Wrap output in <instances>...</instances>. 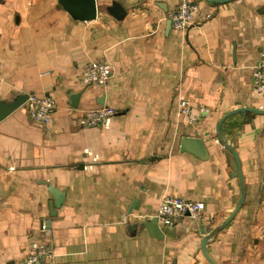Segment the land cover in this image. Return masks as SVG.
Instances as JSON below:
<instances>
[{
	"label": "crops",
	"instance_id": "0c3cea01",
	"mask_svg": "<svg viewBox=\"0 0 264 264\" xmlns=\"http://www.w3.org/2000/svg\"><path fill=\"white\" fill-rule=\"evenodd\" d=\"M182 1L96 0V18L78 20L60 0H0V100L33 93L56 104L49 124L34 122L26 104L0 121V264L24 259L47 222L49 264H208L202 239L241 197L219 137L228 115L223 134L246 198L208 249L219 264H264V114H230L264 110L254 89L264 0H188L198 9L177 31L169 16ZM102 58L113 76L83 84L84 67ZM100 106L116 114L86 125L85 112ZM184 137L202 138L208 157L183 151ZM51 185L65 193L55 216ZM164 196L204 202L205 218L160 224L172 232L157 238L144 223Z\"/></svg>",
	"mask_w": 264,
	"mask_h": 264
},
{
	"label": "built area",
	"instance_id": "2783aa9c",
	"mask_svg": "<svg viewBox=\"0 0 264 264\" xmlns=\"http://www.w3.org/2000/svg\"><path fill=\"white\" fill-rule=\"evenodd\" d=\"M198 9L196 2L183 0L178 9L170 14L172 26L177 31H187L193 23L195 13ZM113 65L106 59L93 60L88 63L81 72V82L83 84L105 85L113 76ZM254 89L257 95L264 94V52L255 69ZM30 118L39 124H49L52 121V111L56 104L51 96H40L29 94L26 102ZM181 114L189 122H194L198 114L193 112L188 100H181ZM116 114L112 107L100 106L89 109L85 112L84 122L88 126L107 125ZM205 203L200 201L187 200L174 196H164L159 204L156 217L163 226H173L177 220L189 217L194 220L205 218ZM44 239L34 244L29 254L17 264H49L54 255L52 241L47 239L49 227L42 225Z\"/></svg>",
	"mask_w": 264,
	"mask_h": 264
},
{
	"label": "water",
	"instance_id": "95a60500",
	"mask_svg": "<svg viewBox=\"0 0 264 264\" xmlns=\"http://www.w3.org/2000/svg\"><path fill=\"white\" fill-rule=\"evenodd\" d=\"M227 1H230V0H221V2H227ZM60 2L63 4L65 9L75 19L92 20L96 18L97 16L98 9L96 5V0H60ZM109 11L114 15H116V12L119 11V14L116 15L119 19L123 18L126 13V10L122 8L120 4H114V7L110 8ZM170 23H171V20H170ZM28 97H29V94H22V95L17 96L14 100H11V101L0 100V121H2L4 118L9 116L11 113H13L18 108L24 106L28 100ZM246 111H252L257 114H264L263 109H254V108H245V107L237 108L233 110L232 112H230V114H236L239 112L246 113ZM228 116L224 117L219 123V137H220L222 144L234 156V159L236 161L238 175L241 180L240 181L241 182V197H240L239 203L237 207L235 208V210L224 220V222H222L219 226L214 228L210 233L205 235L202 239L201 250L206 260L208 261V264H219L209 253V249H208L209 242L211 241V239L214 237V235L217 232H219L221 229L226 227V225L236 216L240 208L243 206L245 198H246L245 183H244L240 158L234 146L226 140L223 134L222 125ZM181 148L183 151L190 152L201 159H206L208 157V152H207L205 143L203 139L200 137H184L181 142ZM49 189L52 195L54 196V200L50 203V214L51 216H55L56 209L60 206L63 198L65 197L64 196L65 193L61 191L60 189H58L56 186L51 185L49 186ZM46 224L47 226H49V222H47ZM144 226H146L150 231H152L157 238H162L165 232L171 231V228L169 227H162L157 217L151 218L148 221H146L144 223Z\"/></svg>",
	"mask_w": 264,
	"mask_h": 264
}]
</instances>
